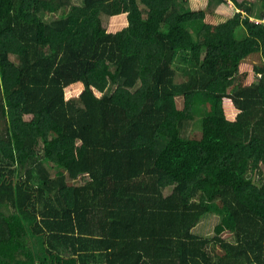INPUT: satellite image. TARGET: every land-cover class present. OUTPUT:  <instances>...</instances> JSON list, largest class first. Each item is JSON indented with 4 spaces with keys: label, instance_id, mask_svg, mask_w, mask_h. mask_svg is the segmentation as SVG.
<instances>
[{
    "label": "trees",
    "instance_id": "16d2710c",
    "mask_svg": "<svg viewBox=\"0 0 264 264\" xmlns=\"http://www.w3.org/2000/svg\"><path fill=\"white\" fill-rule=\"evenodd\" d=\"M229 1L0 0V264H264V23Z\"/></svg>",
    "mask_w": 264,
    "mask_h": 264
},
{
    "label": "rangeland",
    "instance_id": "374dc122",
    "mask_svg": "<svg viewBox=\"0 0 264 264\" xmlns=\"http://www.w3.org/2000/svg\"><path fill=\"white\" fill-rule=\"evenodd\" d=\"M73 2L74 5H81L82 4V0H71ZM208 1L209 0H193L190 2V6L192 9L194 10H202V9H206L207 5H208ZM239 3L242 2H250L253 3L254 5V15L252 17L253 21H257L259 23H264V21H261V15L264 13V0H237ZM231 5H233L232 1H229ZM214 16V15H213ZM213 16L208 15L205 22L206 23H211L212 22V18ZM219 16V19H221L219 22L222 24L224 22L227 21V19L225 17ZM104 19V21H107V19L103 16L102 17ZM214 23V22H212ZM214 25H219V24H214ZM190 31L194 32L193 27L189 28ZM185 57V56H183ZM14 60L16 61V63H18V58L14 57ZM253 60H255L256 62H259L258 57H254ZM184 64L186 65V62L183 60ZM178 107L180 109L184 108V100L183 98H179L178 99ZM200 116L196 117V120L189 123L188 126H186V133L190 134L194 128H198L200 127ZM48 170L52 173V175L54 173H56L57 171V167L55 165L52 164H46ZM221 218L220 216H217L216 214H210L207 215L201 222V224L199 225V227L197 228V234L203 238H208L214 235V231H215V227L220 223ZM229 239V237H228ZM232 238H230L231 240Z\"/></svg>",
    "mask_w": 264,
    "mask_h": 264
},
{
    "label": "crops",
    "instance_id": "0c3cea01",
    "mask_svg": "<svg viewBox=\"0 0 264 264\" xmlns=\"http://www.w3.org/2000/svg\"><path fill=\"white\" fill-rule=\"evenodd\" d=\"M191 1H193V0H190V2ZM222 18V17H221ZM221 19H219V16L218 15H214L213 16V18H212V22H214V23H210V24H221L219 21H220Z\"/></svg>",
    "mask_w": 264,
    "mask_h": 264
}]
</instances>
